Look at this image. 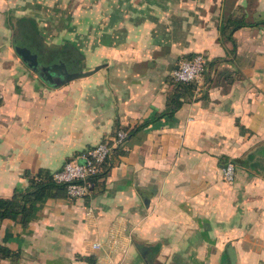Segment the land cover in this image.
I'll use <instances>...</instances> for the list:
<instances>
[{"label":"crops","instance_id":"0c3cea01","mask_svg":"<svg viewBox=\"0 0 264 264\" xmlns=\"http://www.w3.org/2000/svg\"><path fill=\"white\" fill-rule=\"evenodd\" d=\"M237 6L264 19V0H220L166 42L138 27L129 42L98 46L103 66L89 76L0 86L3 197L28 185L25 170L54 173L132 129L91 196L48 199L26 228L0 219V244L19 253L0 264H264V23L223 35ZM199 52L208 63L193 96L155 119L172 71Z\"/></svg>","mask_w":264,"mask_h":264},{"label":"rangeland","instance_id":"374dc122","mask_svg":"<svg viewBox=\"0 0 264 264\" xmlns=\"http://www.w3.org/2000/svg\"><path fill=\"white\" fill-rule=\"evenodd\" d=\"M219 1L0 0V83H2L0 86L2 85L3 88L4 85L5 90L22 87L28 76L44 84L49 82L48 78L39 74V68L34 69L24 63L23 55L19 52L23 47L37 54L38 67L62 62L67 65V70L70 72L81 73L77 77L72 75L70 78L62 74L52 82L70 81L89 76L102 68V64L93 65L99 61V57L94 53H100V50H94L98 46L129 42L126 40L133 37L138 27L147 28L149 31L153 28L160 39L166 42L169 36L174 37L179 33L181 24L182 28L185 26L190 13L198 14L200 10L209 8L216 10ZM230 1L232 0H229V3ZM245 7L251 12V4ZM231 8L230 14L225 16L245 14V8L242 6ZM23 16L34 18L41 33L30 42L21 38L17 24V19ZM249 20L251 21L250 17ZM70 42L82 53V58L79 59L81 71L71 66L74 55L70 50L66 52L61 50L65 43ZM184 59L186 58L182 57L179 63ZM170 81L174 84L172 78ZM65 197L72 199L68 195Z\"/></svg>","mask_w":264,"mask_h":264},{"label":"trees","instance_id":"16d2710c","mask_svg":"<svg viewBox=\"0 0 264 264\" xmlns=\"http://www.w3.org/2000/svg\"><path fill=\"white\" fill-rule=\"evenodd\" d=\"M263 23L264 19L256 22H249L245 19L244 15L231 14L223 17L221 32L225 36L232 37L235 31L244 26H254ZM17 24H19L21 38L26 42H30L31 39H35L41 34L36 20L32 17H20L17 19ZM40 46H42V44ZM61 50L62 52L70 50V53L74 55L71 61V66L76 70L79 66V59L82 58L81 51L76 49L71 42L65 43ZM24 63L29 66L26 61H24ZM173 86L174 90L169 97L167 110L157 115L155 119H159L167 114L172 115L182 106L185 100L193 96L197 88V85L195 84H185L176 81H174ZM1 103L2 98L0 97V105ZM106 168L107 165H105L102 171L94 177L95 187L98 184V180L107 174L108 168ZM24 175L28 180V185L26 187L17 186L10 197L0 196V219H10L19 222L26 228L30 221L34 219L40 207L48 199L62 198L68 194L66 184L57 183L54 180L53 172L48 169H40L37 174H32L31 171L25 170ZM18 256V252L12 250L6 245L0 244L1 259H14L18 258ZM86 258L89 264L95 263L93 257Z\"/></svg>","mask_w":264,"mask_h":264},{"label":"built area","instance_id":"2783aa9c","mask_svg":"<svg viewBox=\"0 0 264 264\" xmlns=\"http://www.w3.org/2000/svg\"><path fill=\"white\" fill-rule=\"evenodd\" d=\"M207 63L205 54L196 53L177 65L172 71V78L179 83L199 85L207 69ZM131 132L130 128H121L110 142H101L71 158L53 173L54 180L66 184L67 194L72 199L90 196L95 187L94 177L110 162L114 150L129 139ZM223 177L227 182L234 181L236 166L233 162H228L224 166Z\"/></svg>","mask_w":264,"mask_h":264},{"label":"water","instance_id":"95a60500","mask_svg":"<svg viewBox=\"0 0 264 264\" xmlns=\"http://www.w3.org/2000/svg\"><path fill=\"white\" fill-rule=\"evenodd\" d=\"M19 52L21 53V55H23V60L26 61L29 66H32L34 69H38L39 68V74H43L46 78L49 79V81H53L55 79H58V77H60V75H66V78H70L72 75H74L75 77H77L78 75H81V73H76V72H70L69 70H67V65L64 63H54L51 64L50 66H46V67H38L37 65V54L33 53L32 51H30V49L23 47L19 50ZM37 66V67H36Z\"/></svg>","mask_w":264,"mask_h":264}]
</instances>
